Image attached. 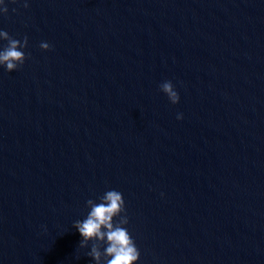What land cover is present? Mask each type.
<instances>
[{
    "label": "water",
    "instance_id": "95a60500",
    "mask_svg": "<svg viewBox=\"0 0 264 264\" xmlns=\"http://www.w3.org/2000/svg\"><path fill=\"white\" fill-rule=\"evenodd\" d=\"M28 2L0 15L28 37L0 67V264H90L73 221L109 189L138 264H264V0Z\"/></svg>",
    "mask_w": 264,
    "mask_h": 264
},
{
    "label": "clouds",
    "instance_id": "9594fccd",
    "mask_svg": "<svg viewBox=\"0 0 264 264\" xmlns=\"http://www.w3.org/2000/svg\"><path fill=\"white\" fill-rule=\"evenodd\" d=\"M11 2L17 3L18 0ZM23 7H29L28 0H23ZM7 13L6 0H0V15ZM0 41L6 42L0 47V67L8 72L15 71L28 58L25 51L28 37L17 39L0 29ZM39 47L49 50L51 45L41 41ZM158 87L172 104L179 103L180 95L171 80H164ZM182 118L183 114L177 113V119ZM85 203L86 215L73 221V226L81 237L79 248L89 249L86 255L91 258L90 264H138L140 250L127 227L129 217L122 192L116 189L105 190L96 199L89 198Z\"/></svg>",
    "mask_w": 264,
    "mask_h": 264
}]
</instances>
